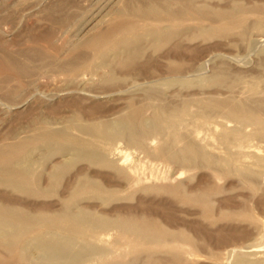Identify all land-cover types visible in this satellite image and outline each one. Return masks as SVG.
I'll return each mask as SVG.
<instances>
[{"label":"rangeland","instance_id":"1","mask_svg":"<svg viewBox=\"0 0 264 264\" xmlns=\"http://www.w3.org/2000/svg\"><path fill=\"white\" fill-rule=\"evenodd\" d=\"M54 1L0 0V171L8 161L40 148L44 128L88 147L83 130L93 121L100 125L102 120L158 115L175 117L176 130L187 132L192 141L190 149L181 141L173 154L161 135L145 140L148 152L120 139L112 145L118 146L112 161L81 158L63 165L50 154L27 175L5 166L9 172H0V216L10 207L16 213L38 212L44 220L12 236L19 239L15 248L12 239L11 244L0 240L5 244L0 243V264H36L22 259L17 248L51 223L47 215L70 201L117 222L131 214L157 237H166V246L132 251L118 224L93 233L89 227L92 235L87 227L86 241L111 251L110 257H127L133 264H264V130L225 119L239 98L264 109V0H207L204 14L179 22V31L160 40L128 42L127 55L112 58L103 75L82 70L69 84L62 69L68 62L81 66L74 57L83 56L81 68L92 63L89 51L74 49L72 43L116 0ZM231 5L239 12H228L224 26L213 22ZM209 23L213 26L202 32L197 27ZM220 122L226 123L219 127ZM56 164L62 166L53 171ZM126 180L133 182L128 186ZM114 226L119 229H110Z\"/></svg>","mask_w":264,"mask_h":264},{"label":"bare ground","instance_id":"2","mask_svg":"<svg viewBox=\"0 0 264 264\" xmlns=\"http://www.w3.org/2000/svg\"><path fill=\"white\" fill-rule=\"evenodd\" d=\"M52 1H54V0H52ZM60 1H62V0H60ZM64 1L61 4H64ZM196 1L197 0H116V2L109 9H107V11L104 10V13L101 15L102 17H100L99 19H94V18H93V20L91 19L92 21L89 22V24H88L90 27L88 26L89 28L87 27L88 29L83 31L84 33L80 32V33H82L80 36L78 35L79 33L78 34L76 33L77 34L76 36H79L80 38L78 39V37H77V40L74 41V42L77 41V43H72L73 48L76 49L78 47H83L87 50V54L89 51V54L92 55L91 59H90V60H92V63L90 62L87 65V67L85 65L84 67H86V68H81V67H83L84 57L80 54L83 58L77 56V57H74V60L77 59L80 61V63L82 62L81 66L77 65V63L75 61L68 62L65 66L63 64L64 67L62 69L67 76L66 82H68V84H69V83H72L73 81H75L77 79V75L79 76L80 75L79 73L82 70H85V71L89 70L91 72L90 74H92V76H93V74H95L99 71L103 75L105 72L104 69L108 66V63L111 61L112 58H115L118 55H124V54L127 55V53H128V42H131L137 38H141V39L142 38H144V39L151 38L152 40H157V39L160 40V39L164 38L165 36L169 35L170 33L174 34L175 32L179 31L180 30L179 22H181L182 20H185V19H189V17L193 16L194 14H198V13L204 14L203 8H206L209 6L207 0H203L201 2V4L198 3L199 5L195 3ZM199 7H201V8H199ZM49 8H47V9H49ZM100 8H99V10H100ZM63 10H65V9H63ZM226 10H227V13H224L223 11H221L222 13L216 14L217 15L216 18L217 17L218 18L215 19L214 21L213 20L212 21L217 22L219 24H222L224 26V24H226L228 12H230V13L234 12V11L239 12L238 7L236 5L235 6L231 5ZM226 10H225V12H226ZM219 11L220 10H218V12ZM48 12L50 15V11H48ZM63 12H65V11H63ZM51 14H53V13H51ZM51 16H48V18H50ZM55 16L57 17V15H55ZM80 16L82 18V15H80ZM53 17L54 16H52L51 18H53ZM71 18H69V19H71ZM207 19H206V21H207ZM202 21H204V20H202ZM51 22H52V20H51ZM78 23H79V20H78ZM191 26H193V25H191ZM212 26H213V24H211V23H209V25H207L206 27L204 25H201V26L197 25V27L199 28V30H201V32L204 30H207L208 28H211ZM81 27H83V26H81ZM182 27L184 28V26H182ZM183 30H186V29H183ZM49 33H47V34H49ZM62 34H63V32H62ZM50 35H51V33H50ZM66 35H68V34L66 33ZM53 37L54 36H50V38H48V40L49 41L52 40L51 38H53ZM71 38H73V36H71ZM53 41H55V40H53ZM67 42H68V44L72 45L71 43H69L68 40H67ZM65 43H66V41H65ZM63 45H61V46L63 47ZM58 48H57V51L61 53L62 52V51H60L61 49L58 50ZM69 50H70V48L68 49V51ZM64 53H66V52H64ZM77 53H79V52H77ZM85 54H86V52H85ZM85 54L83 53V55H85ZM87 54H86V56H87ZM70 56H71V53H70ZM88 57H90V56H88ZM3 58H5V57L3 56ZM54 58H55V56H54ZM60 60H61V58H60ZM70 60H71V58H70ZM87 60H89V59H87ZM59 61H57L58 64L63 63V62H59ZM84 64H86V62H84ZM53 66H55V65L53 64ZM51 68H53V67H51ZM53 69L56 70V68H53ZM108 69H109V67H108ZM65 74H62V76H64ZM86 76H87V74H86ZM83 77H84V74L82 75V78ZM86 79H88V78H86ZM103 79H105V78H103ZM81 80H83V79H81ZM89 80H92V79L90 78ZM99 80H101V79L99 78ZM78 81H77V83H78ZM75 83H76V81H75ZM64 84H65V82H64ZM79 84H80V82H79ZM61 86H62V84H61ZM238 100L239 101H238L237 105L229 106L228 111H226V114H229L230 116L233 115V117H235V119L233 118V120H230L228 118L230 116H227L225 114L227 117V118H225L226 121L230 122V123L235 122L239 125L245 124L244 126H246L248 128L250 127L251 130L252 129L256 130V131H258V129H261V131L264 130V125L262 126V124H261V123H264L263 122L264 109H261V108L259 110L254 109L253 108V105H254L253 101L244 100V98H239ZM238 109L245 112L248 116L247 115H245V116L238 115V113H236L238 111ZM68 118H70V117L68 116L66 119H68ZM166 118H168V117H166ZM174 118L165 120V119H163V117L161 118L158 115H156L155 117H149L148 116V117L139 118V119H132L129 117H123V118H117V119H113V120L111 119L108 121L102 120L101 121L102 123L100 125L96 124L97 121L96 122L93 121L96 125H91L93 123V122H91V124L89 123L90 126H88L86 128V130H83V134L87 135L86 136L87 138H85V141H86V143H88V147L79 146V144H78L79 139H72V138L69 139V138H67V136H65L61 132H57V131L54 132V131H50L47 129L45 130V128H44L42 131L44 133H42V135L40 136L42 146L38 149L35 148V150H33L31 152H24L21 155L20 159H18L16 162L8 161L7 165H10L9 171L11 169L15 168L20 173L27 175L28 173H31L32 171H36L37 169H35V168L38 167V165L40 163L39 160L41 158L43 159L44 157L47 158L50 154L57 155L58 157H60L62 159V161H61L62 164L68 160H76V159H81V158H86V159L96 160V161L97 160H100V161L103 160L104 161V160H108L107 159L108 157L112 158L114 156H117L118 146H117V148H115L114 146L112 147L113 143L116 142V140H120V139L121 140L122 139L128 140L129 143H132L136 146H139L142 150H145L146 149L145 148L146 147V145H145L146 141L145 140L147 138L152 139L151 137L155 136V135H161L162 137H160V139L165 140V141H163V142H165V146L173 148V151H171V152H173V154H174V152H175L174 148L175 147L177 148L178 144H180L181 141H184V142L187 141L188 146L186 144H183V145H186L187 147L190 146V142L192 141V139L189 140L190 137L188 136L187 132H184L186 134L182 135L179 132L180 129L178 131L176 130L177 128L175 126V123L177 121H174L175 120ZM73 120L74 119H72L70 121V124L74 122ZM65 123H66V121H65ZM164 123H166V125H164ZM223 123H226V122H222V123L220 122L218 124L219 127H222V126H220V124L222 125ZM259 124H260V126H259ZM224 126H226V125H223V127ZM234 126H235L234 128L233 127L231 128V130H233L232 133H234L235 128H236V125H234ZM223 130H226V129H223ZM171 131H173V132H171ZM224 133H225V131L222 132L223 135H224ZM229 133H231V131H229ZM221 137H223V136H221ZM224 138L226 139L225 135H224ZM248 138H249V136H248ZM259 139L261 140V138H259ZM249 140H251V139H249ZM249 140H248V142H249ZM228 143L229 142H227V144ZM191 144H193V143H191ZM4 149L8 150L11 148L5 147ZM165 149H166V147H165ZM189 149H190V147H189ZM181 150H182V147L180 148V151ZM184 150H186V149H184ZM184 150L182 151V154L186 153V151H187V150L186 151H184ZM192 150H195V148ZM145 151H147V150H145ZM158 151L159 150H157V152ZM166 151H168V150L166 149ZM3 152H5V150ZM226 153H227V151H226ZM148 154H150V152ZM176 154H177V152H176ZM156 156H157V153H156ZM166 157H167V155H166ZM114 159L116 160V158H114ZM176 159H178V158H176ZM179 159H181V158H179ZM222 159H224V158L222 157ZM222 159L220 158V160H222ZM112 160H113V158L110 159V161H112ZM9 162H10V164H9ZM176 162H177V160H176ZM7 165H5V166L7 167ZM56 165H58V167L57 166L53 167V171L59 169L60 168L59 165H61V164H56ZM5 166L3 167V170L1 169V171H0L1 173L2 172H9L6 170L7 168ZM185 166L186 165H183L182 167L184 168ZM187 166H190V165H187ZM4 168H6V169L4 170ZM128 181H130V180H128ZM89 182H90V180H89ZM132 182L133 181L127 182V180H126V183H128V186H130L132 184ZM181 186L182 185H179L176 188H179V187L181 188ZM70 203H72V204H70ZM70 203H69L70 204L69 206L68 205L67 206L61 205L63 207H61L58 211L47 215L49 217H46V219H51L50 224H52V225L45 223V226H43L44 228L41 227L42 230H40V232L38 231L39 232L38 234L35 232L36 233L35 236L33 235V237H30V238H23L22 243L17 248L19 251L18 254L20 253V256L22 257V259H24L25 261H28L29 263H36V264H133V263H131L132 261L127 262L125 260L127 257H125V259L121 258L122 256L121 257H110V256H112L111 251L105 250V248H103L101 246H98V245H95L93 243H89L86 241L85 229L87 227L89 229L88 232L91 229L89 227H92L93 228L92 233H93L94 231H96L95 228L96 229L99 228L101 230L102 229L106 230L105 228L109 227L108 225H114V224H118L119 228L121 229V231H119V232H122L123 234H125V236H127L128 245L132 251L135 250L136 248L137 249L138 248L148 249V248L157 246L159 244H163V245L166 244V241H165L166 237H165V239H161V238L157 237V234H155L152 231H148L146 228L141 226V224L139 223L140 218H138V217L135 218V217L131 216V214L123 217L122 222L121 221L117 222V219L116 220L111 219L113 216L111 218H109L108 216L105 217V216H102L99 214L98 215L94 214L91 211H87V210L83 211L79 207L78 202H71L70 201ZM7 210H8V212L5 210L6 211L5 215L0 216V240L3 243L11 242L10 239H12V242L14 243L16 240H19V239H16L14 237L16 239L15 240V239H13L12 236H15L17 234L23 235V233L27 229H29V226L32 225L31 223H34L35 221H39V220H44L43 219L44 215H42V216L37 215L38 212L36 214L35 213H27V212L26 213H16L10 207H7ZM2 213H4V210ZM126 217H128V219ZM114 218H116V217L114 216ZM118 221H119V218H118ZM37 224H38V222H37ZM146 224H147V222H146ZM48 226L49 227L53 226V227L48 229ZM111 228L117 229L118 227L116 228V226H114V227H110V229ZM88 234H90V232ZM123 234H122V236H123ZM90 235H92V234H90ZM122 236H121V238L124 237V236L123 237ZM125 240H126V238H125ZM1 241H0L1 245H5V244H2ZM15 243H14V247L12 246L13 244L9 245V246L15 248V246L18 244L17 243L15 245ZM9 244H11V243H9ZM119 244H118V246H119ZM7 245H6V250L9 247V246L7 247ZM159 246L161 247V245H159ZM11 247H9L10 249L8 248V250L13 252L11 250L12 249ZM164 247H163V249H165ZM168 247H169V245H168ZM154 248H158V246L154 247ZM120 250H122V249H120ZM113 251H114V249H113ZM126 251H127V248H126ZM128 252H130V251H128ZM141 252H143V251H141ZM152 252H154V251H152ZM155 253H157V252H155ZM125 255H126V253H125ZM154 261L155 260L153 259V262ZM151 263L152 262L150 261V264ZM137 264H138V262H137ZM161 264H163V263H161Z\"/></svg>","mask_w":264,"mask_h":264}]
</instances>
